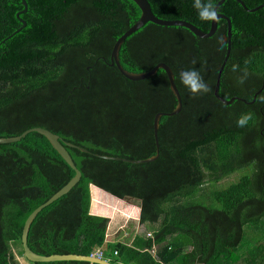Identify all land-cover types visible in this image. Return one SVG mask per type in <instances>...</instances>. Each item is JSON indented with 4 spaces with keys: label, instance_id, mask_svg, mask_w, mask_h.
Segmentation results:
<instances>
[{
    "label": "trees",
    "instance_id": "trees-1",
    "mask_svg": "<svg viewBox=\"0 0 264 264\" xmlns=\"http://www.w3.org/2000/svg\"><path fill=\"white\" fill-rule=\"evenodd\" d=\"M25 1L27 12L18 16L25 9L22 0H0V138L45 128L61 138L82 173L67 195L34 220L30 249L42 256L101 250L112 264H264V89L249 105L226 106L215 97L228 22L220 19L207 39L151 22L126 39L122 66L146 73L165 63L183 101L178 115L161 119L159 159L132 164L127 161L155 156L154 118L178 104L164 70L130 81L110 66L115 43L140 20V8L132 0ZM148 1L159 19L186 21L205 33L211 29L193 0ZM241 1L245 7L225 0L218 9L232 23L219 95L252 102L264 81V7L249 10L264 0ZM191 70L200 73L209 92L192 94L182 84L181 72ZM248 113L251 120L238 127ZM221 141L234 145L235 158ZM239 165L254 170L245 177ZM212 170L234 181L226 189H206ZM74 176L38 133L0 144V264H20L13 245L22 247L27 218ZM92 186L121 200L142 201L144 231L131 244L108 243L110 219L92 214ZM204 197L213 205L199 203Z\"/></svg>",
    "mask_w": 264,
    "mask_h": 264
},
{
    "label": "water",
    "instance_id": "water-1",
    "mask_svg": "<svg viewBox=\"0 0 264 264\" xmlns=\"http://www.w3.org/2000/svg\"><path fill=\"white\" fill-rule=\"evenodd\" d=\"M132 1L141 10L140 20L134 26H132L126 33H124L115 43L113 50H112V53H111L110 66L111 67L116 66L118 68L119 72L121 73V75L130 81H143L147 78L155 76L159 70H161V69L164 70L168 75L171 91L173 92V94L176 97L177 102H178L177 107L175 108V110L173 112H170V113L160 112V113L156 114V116L154 118L153 127H154V138H155V144H156L155 156H152V157L145 159V160H129V161H127V162L132 163V164H145V163L154 162V161L158 160L160 157V144H159L158 133H159V129H160L161 119L164 116L172 117V116L178 115L183 109V101H182V97H181V94L179 92V89L177 88L176 83H175V75H174L172 69L168 65H166L165 63H159L151 71L146 72V73H132V72L127 71L122 66V64L120 62L121 47L123 46V44L125 43V41L128 37H130L132 34L137 32L138 30H140L144 25L151 22V23H154V24L159 25V26H176V27L180 26V27L187 28L195 36H197L199 38L207 39V38H211L216 33V31L218 29L219 20L224 19L228 22V48H227L226 57H225L222 65H221L219 72H218V75H217L216 88H215V92H214L215 97L226 106L231 105L234 101H241V102H244L245 104H248V105L254 104L256 99H257V96L259 94H261V92L264 89V81H263L262 88L256 93L252 102H248L247 100L240 98V97H234L230 100H226L219 95L222 74H223L224 69L226 67V64L229 60V57L231 54V49H232V23H231V20L227 16L220 14L218 12L219 20L217 22H215V21L212 22L210 31L208 33H205L203 31H201L199 28H197L195 25H193L189 22H186V21L159 19L152 12V9H151V6H150V3L148 0H132ZM224 1L225 0H221L216 5L217 10L224 3ZM237 1L243 7H245V4L241 0H237ZM22 2H23V6L25 7V9L22 12L18 13V16L22 13L27 12V6L28 5H27L25 0H22ZM263 7H264V4L262 6H259L256 9L249 10V11L255 12V11H257ZM25 26H26V23L23 22V27L20 28L17 32L22 30ZM31 133H38V134L44 136L50 142L52 147L65 160V162L69 165V167L75 172V176L69 181V183L67 185H65L61 190H59L55 195H53L46 203H44V204L40 205L38 208H36L30 214V216L27 218V220L24 224L22 238H21L22 250H23V254H24L25 259L29 262H32V263H53V262H62V261H85V262H89L91 264H112L109 260L100 259V258H97L94 256H80V255L42 256V255L35 253L34 251H32L30 249L29 244H28V238H29L30 229H31V226H32L34 220L37 218V216L43 210H45L47 207L51 206L52 204L57 202L59 199H61L65 195H67L80 182V180L82 178L81 171L77 168V166L74 163L73 158L71 157V155L67 151L66 147L62 144L61 138L58 135L52 133L51 131H49L45 128H40V127L32 128V129L25 131L24 133H22L20 136H17V137L0 138V144L18 143ZM67 146L74 147L71 144H67ZM79 149L82 152H87L86 149H83V148H79ZM104 158L105 159H113L110 157H104ZM117 160H120V159H117ZM124 161H126V160H124ZM123 200L130 202V203H136L137 206H139V208L141 207V204H142L141 200L136 199L134 197H126Z\"/></svg>",
    "mask_w": 264,
    "mask_h": 264
},
{
    "label": "rangeland",
    "instance_id": "rangeland-1",
    "mask_svg": "<svg viewBox=\"0 0 264 264\" xmlns=\"http://www.w3.org/2000/svg\"><path fill=\"white\" fill-rule=\"evenodd\" d=\"M221 144L224 147L228 148L235 158L236 152H235L234 145L225 143L224 141H221ZM236 160H237V156H236ZM239 167H240V171H241L242 175L245 177H248L254 170L253 165L242 166V167H241V165H239ZM210 172L214 173V178H211L212 180L208 181L210 183H209V186L208 185L206 186V189L207 188L209 190L226 189L234 181L232 179H225V178L220 179L219 178L220 174L214 172L213 170ZM233 178H234V176H233ZM215 181H217V182H215ZM202 200L203 201H199V203H201L202 205H206V206L213 205L212 201L208 200L206 197H204ZM120 205L123 207V209H121V210H120V208L116 209L115 213L112 216L115 219L117 226H125V229L127 230V232L125 231V229L120 230V232H119L120 239L122 240V242H129L136 234L141 233L143 231V227L139 224V221H137L139 216H134L133 213H130V214H127V215H129L127 217L126 215L123 214V212H125V208L133 207V208H135L134 210H136V209H138L139 206H137L136 203H130V202H127L125 200H122ZM244 249L249 250V248H244ZM13 251H14V253L16 255V259L19 263L23 262L25 264L26 263L27 264H35V263L29 262L25 259L21 245H19V244L13 245Z\"/></svg>",
    "mask_w": 264,
    "mask_h": 264
},
{
    "label": "clouds",
    "instance_id": "clouds-1",
    "mask_svg": "<svg viewBox=\"0 0 264 264\" xmlns=\"http://www.w3.org/2000/svg\"><path fill=\"white\" fill-rule=\"evenodd\" d=\"M193 7L197 10L198 17L202 22H217L219 20L218 10L212 3V0H193ZM219 42L221 44L224 43L223 37L220 38ZM236 67L237 66H233L234 71L236 70ZM181 82L192 94L207 93L210 91L203 77L195 70L182 72ZM239 82L243 83V78H241ZM251 118L252 115L250 113L241 115L237 120V126H246Z\"/></svg>",
    "mask_w": 264,
    "mask_h": 264
},
{
    "label": "crops",
    "instance_id": "crops-1",
    "mask_svg": "<svg viewBox=\"0 0 264 264\" xmlns=\"http://www.w3.org/2000/svg\"><path fill=\"white\" fill-rule=\"evenodd\" d=\"M91 195H92V214L110 219V227L108 231V243L112 244V243L122 242V240L119 237V232L120 230L125 229V226H117L115 219L112 216L115 213L116 209H119V208L120 210L123 209V207L120 205L122 200L118 199L117 197L112 196L111 194L95 186L91 187ZM134 209L135 208L133 207L125 208V212H123V214L128 217L129 215L127 214L133 213L134 216H139L137 220L139 221L140 216H141V208L138 207V209L136 210ZM125 231L127 232L126 229ZM143 231H144V228H143ZM132 241H133V238L127 243L131 244ZM262 253L264 254V249ZM20 264H25V263L20 262Z\"/></svg>",
    "mask_w": 264,
    "mask_h": 264
},
{
    "label": "built area",
    "instance_id": "built-area-1",
    "mask_svg": "<svg viewBox=\"0 0 264 264\" xmlns=\"http://www.w3.org/2000/svg\"><path fill=\"white\" fill-rule=\"evenodd\" d=\"M148 236L150 237L151 235L148 234ZM107 238H108V235H107ZM117 252L114 253L115 256H117ZM91 256H94V257H97V258H100V259H106L105 258V255L104 253L101 251V250H97L94 254H92ZM107 260V259H106ZM131 264H134V263H131Z\"/></svg>",
    "mask_w": 264,
    "mask_h": 264
}]
</instances>
